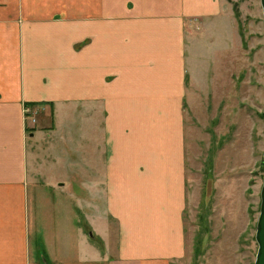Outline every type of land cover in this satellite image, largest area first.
Segmentation results:
<instances>
[{
  "label": "crops",
  "instance_id": "crops-1",
  "mask_svg": "<svg viewBox=\"0 0 264 264\" xmlns=\"http://www.w3.org/2000/svg\"><path fill=\"white\" fill-rule=\"evenodd\" d=\"M237 42L227 0H0V264H184L186 106ZM41 196L101 246L52 253Z\"/></svg>",
  "mask_w": 264,
  "mask_h": 264
},
{
  "label": "rangeland",
  "instance_id": "rangeland-1",
  "mask_svg": "<svg viewBox=\"0 0 264 264\" xmlns=\"http://www.w3.org/2000/svg\"><path fill=\"white\" fill-rule=\"evenodd\" d=\"M227 3L238 12L242 55L238 42L235 63L230 51H225L214 87L186 106L184 264H255L259 249L256 233L264 178V14L261 0ZM41 113L35 115L39 127L44 126ZM64 171L61 167L51 171V178L65 179ZM66 177L74 182V168H68ZM49 199L38 197L35 206L38 225L51 241L52 253L59 248L56 239L68 241L64 234L70 231H74L70 249L77 253L79 234L75 228L79 226L101 246L76 206L71 216L61 208L64 201L54 205ZM80 201L74 202L80 207ZM34 257L36 264H52L44 246H35Z\"/></svg>",
  "mask_w": 264,
  "mask_h": 264
},
{
  "label": "water",
  "instance_id": "water-1",
  "mask_svg": "<svg viewBox=\"0 0 264 264\" xmlns=\"http://www.w3.org/2000/svg\"><path fill=\"white\" fill-rule=\"evenodd\" d=\"M261 4L264 14V0H261ZM256 240L259 249L255 264H264V178H263V187L261 190V210L257 224Z\"/></svg>",
  "mask_w": 264,
  "mask_h": 264
},
{
  "label": "built area",
  "instance_id": "built-area-1",
  "mask_svg": "<svg viewBox=\"0 0 264 264\" xmlns=\"http://www.w3.org/2000/svg\"><path fill=\"white\" fill-rule=\"evenodd\" d=\"M28 112H30V108H29V107H27V113H28ZM34 122H35V121H34Z\"/></svg>",
  "mask_w": 264,
  "mask_h": 264
},
{
  "label": "trees",
  "instance_id": "trees-1",
  "mask_svg": "<svg viewBox=\"0 0 264 264\" xmlns=\"http://www.w3.org/2000/svg\"><path fill=\"white\" fill-rule=\"evenodd\" d=\"M235 10H236V9H235ZM235 14L238 15V12L236 11Z\"/></svg>",
  "mask_w": 264,
  "mask_h": 264
}]
</instances>
